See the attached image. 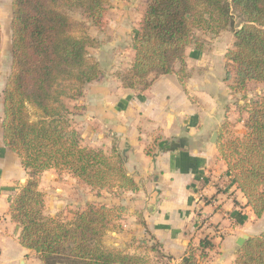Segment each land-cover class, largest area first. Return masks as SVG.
Here are the masks:
<instances>
[{
	"label": "trees",
	"instance_id": "obj_1",
	"mask_svg": "<svg viewBox=\"0 0 264 264\" xmlns=\"http://www.w3.org/2000/svg\"><path fill=\"white\" fill-rule=\"evenodd\" d=\"M64 9L81 10L100 25L105 0H13V67L4 90L2 130L4 145L20 158L27 181L13 196L10 216L20 228V245L34 252L42 264H144L141 258L104 245L105 234L119 213L125 212L124 206L89 204L69 221L44 213L39 178L50 169L64 170L92 189L112 185L137 189L124 158L114 148L108 155L103 149L83 147L72 126L73 113L65 100L76 99L71 91L81 97L85 86L100 78L101 70L88 53L92 40L71 33L76 24ZM233 11L245 21L239 28H235ZM205 29L233 33L226 59L227 69L235 66L237 91L249 82L264 83V0H147L136 34L134 64L128 75L118 77L123 87L145 90L150 76L172 74L187 48L196 43L195 31ZM245 128L241 138L219 152L246 207L261 219L264 100L248 110ZM199 249L200 260L207 261L214 245L204 239ZM197 261L191 252L181 264ZM235 264H264V231L245 243Z\"/></svg>",
	"mask_w": 264,
	"mask_h": 264
},
{
	"label": "crops",
	"instance_id": "obj_2",
	"mask_svg": "<svg viewBox=\"0 0 264 264\" xmlns=\"http://www.w3.org/2000/svg\"><path fill=\"white\" fill-rule=\"evenodd\" d=\"M112 47L105 44L101 51L103 66L98 54L93 55L100 65V78L85 86L81 97L71 103L65 100L70 110L81 108L74 116L80 142L92 149L114 148L137 185L112 204L128 211L118 222L121 229L107 232L104 245L134 255L130 241L136 239L157 243V250L172 264H181L191 252L198 256L197 264H235L241 249L237 240L247 235L239 234L241 230L231 223L239 210L236 202L246 207V200L232 183L217 143H212L222 125L240 115L234 105L237 92L230 89L227 72L226 54L232 46L221 42L207 49L190 46L184 66L176 64L167 76H150L145 90L123 87L114 75L120 63L112 56ZM2 122L0 264H42L34 252L20 245V228L10 216L17 184L27 175L18 155L4 145ZM212 225L218 229L205 238L215 230ZM204 239L214 245L207 261L199 258Z\"/></svg>",
	"mask_w": 264,
	"mask_h": 264
},
{
	"label": "rangeland",
	"instance_id": "obj_3",
	"mask_svg": "<svg viewBox=\"0 0 264 264\" xmlns=\"http://www.w3.org/2000/svg\"><path fill=\"white\" fill-rule=\"evenodd\" d=\"M146 6L147 0H105V10L100 25H95V23L81 10L64 9L63 12L66 13L76 24L71 32L74 36L88 37L92 40V42L90 41L91 43H89L88 53L95 60L96 58L93 57V55L98 54L102 66L105 63L104 53H101L102 49L105 44H114V47H112V56L117 57V60L120 63L119 71H116L114 74L118 78L120 76L128 75L130 72L129 67L134 64L136 34L141 28ZM233 17L235 28H239L244 24L245 21L239 13L233 11ZM12 20L13 0H0V116L3 114V117H1L0 120H3L4 118V90L11 76L13 67ZM232 34L233 33L228 30H196L194 33V41L196 43L191 47L207 49L219 42L223 43L224 47L229 45L233 47V44H231L232 41L234 42ZM176 64L180 67L184 66L185 58L182 62L179 61ZM227 72L232 86L230 89L232 92H237L234 99V105L236 112L240 113V115H236L234 120L226 121L222 125L221 130L218 133L219 137L216 144V146H218V151L227 148L231 141L241 138L244 135L246 132L245 121L248 118V110L264 100V83L249 82L244 90L237 91L234 85L235 66L230 65ZM153 77H155V75ZM137 90H141V88L139 87ZM78 94L77 91H71L70 93V95L76 99L79 98ZM71 101V99L67 100L68 103H71ZM72 110V126L76 130L75 127L77 123L74 116L78 115L81 108L76 107ZM242 114L245 118L242 117ZM80 144L85 147L82 142H80ZM105 152H107L108 155L112 153V151ZM220 157L223 160L221 155ZM24 180L26 183L27 176ZM23 181L22 184H17L19 189L23 186ZM224 184L226 187L228 186L229 191L230 184L227 181H225ZM39 190L42 193L45 202V215L65 221L71 220L74 213L85 209L86 205L89 204L117 208V205L112 204L118 200L122 201L126 196V190L119 189L116 185L109 186L103 190L92 189L89 186L80 183L78 179L74 178L66 171L58 169H50L42 173L39 178ZM229 197H232L231 193L229 194ZM235 198L239 199V197ZM236 205H238L239 210L233 214V219L236 221H233L231 225L238 226L241 230L239 234L250 236L253 234H260L264 231V218L257 220L249 214L245 206H242L239 202H236ZM123 208L125 209V212L119 213V216L112 221L110 225L111 230L114 229L115 231H119L121 229L122 225L118 222L128 211L126 207ZM139 223H141V221H139ZM212 226L215 230L211 231L209 236H206L205 238H210V236L218 229V226ZM130 242H134L130 246L135 254L128 255L141 258L144 264H172L171 259L160 254L161 250H157V247L159 246L157 243L153 242L152 245H150L147 244L146 241L144 242L136 239H133ZM152 247L156 248L155 252L150 250ZM118 251L126 253L127 250ZM195 252L199 254V250L198 252Z\"/></svg>",
	"mask_w": 264,
	"mask_h": 264
},
{
	"label": "water",
	"instance_id": "obj_4",
	"mask_svg": "<svg viewBox=\"0 0 264 264\" xmlns=\"http://www.w3.org/2000/svg\"><path fill=\"white\" fill-rule=\"evenodd\" d=\"M217 138H218V134L215 133L214 136H213V138H212V143L213 144H216L217 143ZM249 239H250V237H248V236H243V237L239 238L237 240V243H236L237 246H238V248L239 249L242 248Z\"/></svg>",
	"mask_w": 264,
	"mask_h": 264
},
{
	"label": "bare ground",
	"instance_id": "obj_5",
	"mask_svg": "<svg viewBox=\"0 0 264 264\" xmlns=\"http://www.w3.org/2000/svg\"><path fill=\"white\" fill-rule=\"evenodd\" d=\"M25 183V181H23Z\"/></svg>",
	"mask_w": 264,
	"mask_h": 264
}]
</instances>
